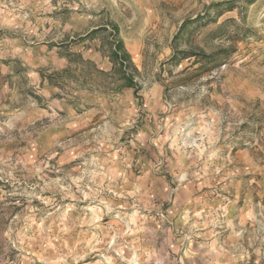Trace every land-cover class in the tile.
Wrapping results in <instances>:
<instances>
[{
    "label": "rangeland",
    "instance_id": "1",
    "mask_svg": "<svg viewBox=\"0 0 264 264\" xmlns=\"http://www.w3.org/2000/svg\"><path fill=\"white\" fill-rule=\"evenodd\" d=\"M0 264H264V0H0Z\"/></svg>",
    "mask_w": 264,
    "mask_h": 264
},
{
    "label": "trees",
    "instance_id": "2",
    "mask_svg": "<svg viewBox=\"0 0 264 264\" xmlns=\"http://www.w3.org/2000/svg\"><path fill=\"white\" fill-rule=\"evenodd\" d=\"M115 42L117 44V47L121 49L122 55L119 57V70L125 74L126 66L129 65L130 67L134 68L131 61H130V56L129 54L125 51V49L122 46V43L119 39L115 38ZM123 87H133L134 86V81H132L131 78H126L125 81L122 83Z\"/></svg>",
    "mask_w": 264,
    "mask_h": 264
}]
</instances>
